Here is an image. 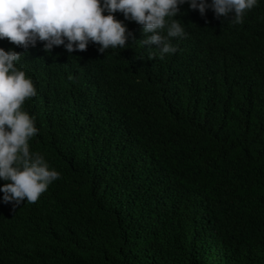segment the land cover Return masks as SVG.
<instances>
[{
    "label": "trees",
    "instance_id": "16d2710c",
    "mask_svg": "<svg viewBox=\"0 0 264 264\" xmlns=\"http://www.w3.org/2000/svg\"><path fill=\"white\" fill-rule=\"evenodd\" d=\"M190 3L163 59L119 11L133 35L104 53L0 39L37 90L30 154L59 173L35 203L0 191V264H264V0L240 24Z\"/></svg>",
    "mask_w": 264,
    "mask_h": 264
},
{
    "label": "clouds",
    "instance_id": "9594fccd",
    "mask_svg": "<svg viewBox=\"0 0 264 264\" xmlns=\"http://www.w3.org/2000/svg\"><path fill=\"white\" fill-rule=\"evenodd\" d=\"M185 0H0V39L15 45L35 47L45 41L44 49L64 45L69 53L85 51L89 41L101 45V53L127 47L133 34L114 13L122 12L126 19L143 26L146 45H156L159 58L174 54L178 48L171 38L186 36L178 20L166 27V17H176L179 5ZM257 0H213L211 5L202 0H191L190 7L199 9L201 15L211 7L216 16L235 13L232 23H243L246 10H251ZM105 10L108 15H104ZM65 38L68 43L65 44ZM151 48L149 59H154ZM21 54L0 48V178L11 181L3 186V201H15L14 207L25 199L35 203L49 184L59 178V173L49 170L39 153L30 154L28 140L38 129L33 118L21 110L26 98L37 95L25 71L17 70L14 62ZM10 129V130H9ZM15 165V166H14Z\"/></svg>",
    "mask_w": 264,
    "mask_h": 264
}]
</instances>
